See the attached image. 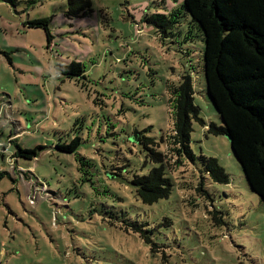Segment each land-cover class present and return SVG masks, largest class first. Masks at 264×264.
<instances>
[{
  "label": "rangeland",
  "instance_id": "1",
  "mask_svg": "<svg viewBox=\"0 0 264 264\" xmlns=\"http://www.w3.org/2000/svg\"><path fill=\"white\" fill-rule=\"evenodd\" d=\"M89 1L88 14L68 16V0H0V141L8 145L13 130L8 138L20 146L41 147L36 157L17 160L16 143L0 149V264H264V202L250 190L227 137L207 133L220 119L206 93L202 34L182 0ZM156 13L178 17L164 33L146 20ZM38 18L49 19L50 42L42 27L27 26ZM71 61L81 63L84 76L58 69ZM186 76L198 108L192 162L174 129L177 86ZM133 134L164 138L162 147L147 145L165 150L175 190L147 218L173 220L160 226L173 250L166 260L97 223L104 197L97 191L108 182L96 163L121 147L140 164L147 148ZM75 135L76 152L55 147ZM201 154L217 159L228 183L202 170ZM79 156L94 168L80 170ZM30 168L39 180L25 177ZM199 181L206 194L196 189Z\"/></svg>",
  "mask_w": 264,
  "mask_h": 264
},
{
  "label": "trees",
  "instance_id": "2",
  "mask_svg": "<svg viewBox=\"0 0 264 264\" xmlns=\"http://www.w3.org/2000/svg\"><path fill=\"white\" fill-rule=\"evenodd\" d=\"M181 6L190 17L189 21L201 31L206 93L220 119L219 124L209 123L207 133L223 134L230 138L231 150L250 190L264 202V0H182ZM90 10L89 0H68L66 14L80 16L88 14ZM176 17L156 13L146 17V20L161 27L165 33ZM48 21L47 18H38L28 20L26 24L28 27H42L50 42L52 35ZM58 69L67 76H84L83 67L77 61L59 64ZM177 88L174 129L179 145L192 162L195 155L189 147V136L192 117L197 118L198 108L193 104V89L188 76ZM12 135L13 130H9L8 136ZM8 136L5 141L8 145L2 144V151L7 150L13 142L16 143V160L18 157L32 159L37 156L41 147L24 148L17 144L15 137ZM136 139L147 148L140 164L126 151L123 153L121 147L118 149L119 155L96 163L101 173L98 177L108 182L106 188L97 191L104 195L96 209L100 216L97 223L108 235L128 233L146 244L152 255H160L166 260L170 256L168 251L173 250L164 241L161 234L164 230L160 226H171L173 220L166 216L150 220L147 212L155 205L158 207L159 202L169 198L175 190L172 169L164 149L157 150L147 145L150 142L162 147V136L161 144L153 138L133 134L132 140ZM80 141L81 138L75 135L68 142H59L55 147L62 152L74 153ZM128 150L137 155L142 151ZM0 154L4 156V152ZM197 157L201 160L202 170L213 181L228 183V174L215 157L202 154ZM78 161L80 170L84 167L94 168L95 163L90 159L79 156ZM148 162L151 166L143 169ZM28 174L39 180L33 169L26 170L25 177ZM90 180L88 176L83 177L84 182ZM90 185L94 186L93 180ZM196 189L207 193L201 181Z\"/></svg>",
  "mask_w": 264,
  "mask_h": 264
},
{
  "label": "water",
  "instance_id": "3",
  "mask_svg": "<svg viewBox=\"0 0 264 264\" xmlns=\"http://www.w3.org/2000/svg\"><path fill=\"white\" fill-rule=\"evenodd\" d=\"M226 137H227V139L229 140V142H230V138L227 136V135H225ZM231 148V147H230Z\"/></svg>",
  "mask_w": 264,
  "mask_h": 264
},
{
  "label": "built area",
  "instance_id": "4",
  "mask_svg": "<svg viewBox=\"0 0 264 264\" xmlns=\"http://www.w3.org/2000/svg\"><path fill=\"white\" fill-rule=\"evenodd\" d=\"M2 144H3V143L0 141V147L2 146Z\"/></svg>",
  "mask_w": 264,
  "mask_h": 264
},
{
  "label": "crops",
  "instance_id": "5",
  "mask_svg": "<svg viewBox=\"0 0 264 264\" xmlns=\"http://www.w3.org/2000/svg\"><path fill=\"white\" fill-rule=\"evenodd\" d=\"M1 158H3V157L1 156Z\"/></svg>",
  "mask_w": 264,
  "mask_h": 264
}]
</instances>
